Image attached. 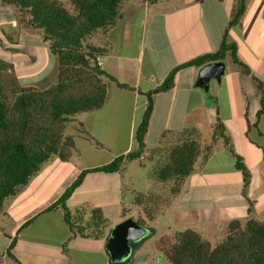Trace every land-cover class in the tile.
<instances>
[{
	"label": "crops",
	"instance_id": "0c3cea01",
	"mask_svg": "<svg viewBox=\"0 0 264 264\" xmlns=\"http://www.w3.org/2000/svg\"><path fill=\"white\" fill-rule=\"evenodd\" d=\"M233 6L234 0H176L157 8L142 0H127L112 27L89 37L88 44L105 50L97 59L99 67L133 90L107 82L103 107L77 116L85 133L68 130L75 145L72 156L64 162L55 157L44 162L26 186L5 201L0 211V264H15L5 255L13 237L11 254L20 264H109L104 253L108 231L119 222L122 209H136L130 200L127 206L124 201L122 172L127 162L115 173H86L66 201L71 210L79 206L101 209L109 222L103 239L69 240L60 209L44 210L82 171L104 166L135 149L133 133L145 109V93L159 86L176 66L215 52ZM227 40L235 45L237 58L251 75H242L231 61L230 66L223 61V75L210 80L204 91L195 86L202 67L181 69L170 90L153 96L144 143L153 148L164 131L186 127L195 128L208 141L216 112L207 98L214 97L234 152L250 173L251 217L264 221V211L258 209L264 200V112L257 116L264 111V92L254 80L264 83V0H245V12L237 25L227 29ZM0 62V66H10L0 67V75L13 74L21 87L43 90L56 81L57 61L47 43L37 30H20L13 9L7 6H0ZM41 63L46 64L42 72ZM50 176L56 178L54 184ZM247 208L233 159L216 144L206 163L183 181L162 216L167 215L169 231L192 229L207 240L223 235L231 221L244 223ZM156 226L154 220L148 228Z\"/></svg>",
	"mask_w": 264,
	"mask_h": 264
},
{
	"label": "trees",
	"instance_id": "16d2710c",
	"mask_svg": "<svg viewBox=\"0 0 264 264\" xmlns=\"http://www.w3.org/2000/svg\"><path fill=\"white\" fill-rule=\"evenodd\" d=\"M125 1L69 0L72 8L69 13L57 0H0V6L13 9L20 30L32 29L40 33L57 61L56 81L43 90L21 87L11 73L0 75V211L5 201L16 196L44 162L53 157L64 162L72 156L74 140L63 135L65 127L76 122L78 115L93 113L103 107L107 98V82L121 89L133 90L99 67L97 59L104 56L105 50L88 44L94 32L107 30L120 19V7ZM142 1L153 5L169 0ZM244 12L245 0H234L217 50L176 66L159 86L145 93V109L133 133L135 149L115 157L104 166L82 171L44 210L60 209L69 240L75 237L101 240L109 225L99 208L79 206L71 210L66 206L67 199L86 173L118 172L123 164L138 161L145 153L151 157H162L149 177L154 183L152 188L134 194L131 203V206L142 209L144 215V219L139 215L136 221L148 228V224L162 215L178 196L183 181L206 163L214 146L219 143L232 157L233 167L241 176V196L248 205L247 220L243 224L229 222L225 236L215 244L192 229L168 231L153 242V250L168 264H264V221L251 217L253 204L247 198L250 173L242 158L234 152L229 133L218 116L216 99L212 96L207 98L216 112L208 141L202 140L195 128L186 127L164 131L153 148L146 147L144 143L153 96L170 90L181 69L223 62L228 57L240 74L251 75L249 68L237 58L235 45L227 40V29L237 25ZM0 67L6 69L10 66L1 64ZM254 80L263 93L264 83ZM262 112L263 109L257 116ZM78 126L80 132L85 133L81 124ZM156 193H162V196ZM128 212L122 211V216ZM32 219L22 224L20 230ZM15 240V237L11 238L5 255L15 264H20L11 254Z\"/></svg>",
	"mask_w": 264,
	"mask_h": 264
},
{
	"label": "rangeland",
	"instance_id": "374dc122",
	"mask_svg": "<svg viewBox=\"0 0 264 264\" xmlns=\"http://www.w3.org/2000/svg\"><path fill=\"white\" fill-rule=\"evenodd\" d=\"M57 1L62 5V7L67 12H69V13L71 12L72 8L69 4V0H57ZM174 1H176V0L158 2L156 4L149 5V6L155 5V7H157V8H164L166 6H170L171 4H173ZM224 62L226 64V66H230V64H231L230 59L227 57L225 58ZM45 68H46V64L41 63L39 65V71L40 72H42ZM76 126H77V128H76ZM70 127H71V129L75 128L78 133H81L80 130L78 129V127H79L78 123L72 122L65 127V130L63 132V135L65 137L72 138V136H70L68 134V130H70L69 129ZM121 141H122V144H124L123 138H120V142ZM217 144L219 145V143H217ZM133 146L135 147V143H133ZM162 160H163L162 157L161 158L160 157H151L149 155H146L144 157V159L141 161H131V162L126 163L125 168L122 172V173H124L123 186H124V191H125L124 201H126V206L130 203L129 200L132 203V200L134 197L133 194L139 193V192H145V191H148L149 189L152 188L154 183L151 181V179L149 177H150L151 173L153 172V169H156L158 164H160ZM55 179L56 178L54 176H52L50 181H52V183L54 184ZM165 187H166V185H165ZM156 194L159 196H162V193L161 194L156 193ZM131 197H132V199H131ZM258 209H260L262 212L264 211V200L261 203L259 202ZM122 211H124V209H122ZM122 211H121V213H122ZM165 212H166V209H165ZM139 214H141V216H143V218H144L142 209L131 208L129 210V212L126 213L124 216H120L118 221L120 222V221H122L128 217H133L134 220H136V219L139 220ZM162 217L163 216L160 215L157 217V219H155V221L157 220L156 228H154V229L152 228L151 233L147 237H144L140 242L134 243L133 244V247H134L133 252L128 257H125L122 260H120L119 264H168V262L163 257H161V255L157 254L153 250V242L160 235L167 233L169 231L167 227L165 228V225H167V223H169L167 215H166V217H163V218ZM241 224H243V223H241ZM114 225H116V224H114ZM105 231H106V229L104 230V233H105ZM225 234H226V229H225L224 234L221 235L222 237L220 236V233H219L218 235L214 234L212 236H209V239H207V240L211 244H215L220 239H222L225 236Z\"/></svg>",
	"mask_w": 264,
	"mask_h": 264
},
{
	"label": "water",
	"instance_id": "95a60500",
	"mask_svg": "<svg viewBox=\"0 0 264 264\" xmlns=\"http://www.w3.org/2000/svg\"><path fill=\"white\" fill-rule=\"evenodd\" d=\"M223 72V62L205 65L200 69L195 86L206 91L209 81L219 80ZM151 231L150 228L141 226L133 217H128L114 225L104 240V253L108 257V263L119 264L120 260L133 252V244L147 237Z\"/></svg>",
	"mask_w": 264,
	"mask_h": 264
}]
</instances>
